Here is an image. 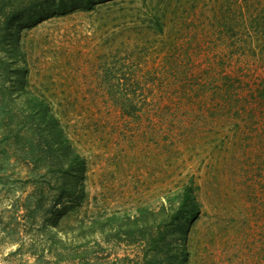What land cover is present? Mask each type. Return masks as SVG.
<instances>
[{
	"label": "rangeland",
	"instance_id": "1",
	"mask_svg": "<svg viewBox=\"0 0 264 264\" xmlns=\"http://www.w3.org/2000/svg\"><path fill=\"white\" fill-rule=\"evenodd\" d=\"M20 34L34 93L13 74L0 87V264H41L49 240L101 248L100 263L138 259L141 224L164 229L186 187L188 264H264V0H110ZM38 94L84 159L80 223L70 209L65 235L55 217L45 231L21 218L31 186L8 191L5 156L20 150L5 142L4 112L25 117ZM29 136L23 149L40 152V134ZM96 217L110 221L91 233Z\"/></svg>",
	"mask_w": 264,
	"mask_h": 264
},
{
	"label": "trees",
	"instance_id": "2",
	"mask_svg": "<svg viewBox=\"0 0 264 264\" xmlns=\"http://www.w3.org/2000/svg\"><path fill=\"white\" fill-rule=\"evenodd\" d=\"M106 1L110 0H0V87L4 88L6 85V75L13 74L15 87L20 88L24 94L33 92L27 88L30 69L27 53L22 50L23 43L20 46L21 31L32 30L52 17L66 16L74 11H89L95 4ZM12 32H14L13 36H11ZM18 60L22 62L23 68L12 69V61L19 63ZM110 94L114 93L110 92ZM260 95L264 98V91ZM40 96L41 100L34 99L35 102L39 101L38 105L26 113L25 117L11 114L8 108L4 112L2 123L9 133L5 142L8 147L20 150L12 154L7 153L5 156L8 167L12 169L6 171V180L8 191L18 183L32 187L18 199V206L22 210L21 218L27 220L29 226L33 228L32 231L36 230L34 227L37 223L43 231L47 230L55 217L60 224L59 231L65 235L67 228L64 222H67L70 209L76 208L74 221L80 223L78 216L84 198V159L70 146L68 134L61 121L62 112L53 109L49 103H46L45 97ZM29 133L40 134V152L32 153L23 149L22 146L27 147L32 140ZM18 162H22L28 168L25 178L14 176L15 164ZM66 198L71 199L72 206L66 207L64 203ZM178 205L172 214L168 212L165 215L164 229L160 228L161 225H157V229L154 230L153 223L145 224V227L141 224V230L148 231L147 245L138 259L100 263L97 254L104 251L101 248L95 251L90 247L87 249L86 246L79 251L70 249L62 240H49L47 259L43 254L39 256L41 264H188L187 254L181 249V242L184 240H182L183 228L180 220L182 217H187L190 221L196 215V205L190 187L184 189ZM96 218L89 223L88 228L91 233L110 221L109 218L103 221L98 220L99 217ZM80 225L78 231H81ZM138 225L139 222L137 228ZM141 230L138 229L137 232L141 233ZM92 245L99 247L97 242Z\"/></svg>",
	"mask_w": 264,
	"mask_h": 264
}]
</instances>
